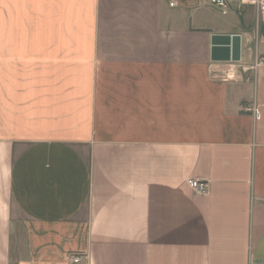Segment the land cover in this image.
Wrapping results in <instances>:
<instances>
[{
	"label": "crops",
	"instance_id": "1",
	"mask_svg": "<svg viewBox=\"0 0 264 264\" xmlns=\"http://www.w3.org/2000/svg\"><path fill=\"white\" fill-rule=\"evenodd\" d=\"M169 1L0 0V264H264V39Z\"/></svg>",
	"mask_w": 264,
	"mask_h": 264
},
{
	"label": "rangeland",
	"instance_id": "2",
	"mask_svg": "<svg viewBox=\"0 0 264 264\" xmlns=\"http://www.w3.org/2000/svg\"><path fill=\"white\" fill-rule=\"evenodd\" d=\"M204 8L199 7V11L190 12L189 23L192 27L204 28L213 32L216 31V33H230L234 30L238 32L242 29H248L253 33L254 42L257 43L264 39V13L257 14L255 9L249 6H234V11L231 10L228 12L229 14L224 16L216 10ZM195 71V76L203 75V72Z\"/></svg>",
	"mask_w": 264,
	"mask_h": 264
},
{
	"label": "built area",
	"instance_id": "3",
	"mask_svg": "<svg viewBox=\"0 0 264 264\" xmlns=\"http://www.w3.org/2000/svg\"><path fill=\"white\" fill-rule=\"evenodd\" d=\"M178 2H184L191 6H203L213 10L218 11L221 15H227L229 9L232 6H249L255 9L257 14L264 13V0H170L169 7L175 8L178 5ZM260 64L264 65V58L259 59ZM233 65L228 66V70L226 73V79L232 80L239 74H236ZM211 73H219V71L210 70ZM255 119H259V111L256 107L252 110ZM188 187L197 195H205L207 194V185L205 183L199 182L197 180H188ZM82 255L79 254H71L69 255V259L72 263H79L82 260Z\"/></svg>",
	"mask_w": 264,
	"mask_h": 264
},
{
	"label": "water",
	"instance_id": "4",
	"mask_svg": "<svg viewBox=\"0 0 264 264\" xmlns=\"http://www.w3.org/2000/svg\"><path fill=\"white\" fill-rule=\"evenodd\" d=\"M238 39L239 38L236 36H214L211 39V56L213 57L216 52H218V54L223 52L226 57H229L230 55L231 57H234L236 50H238V45L235 43V40L238 41Z\"/></svg>",
	"mask_w": 264,
	"mask_h": 264
}]
</instances>
